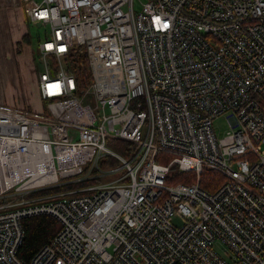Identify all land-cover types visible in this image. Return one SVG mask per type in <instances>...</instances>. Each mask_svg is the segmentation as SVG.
<instances>
[{
	"label": "built area",
	"instance_id": "obj_1",
	"mask_svg": "<svg viewBox=\"0 0 264 264\" xmlns=\"http://www.w3.org/2000/svg\"><path fill=\"white\" fill-rule=\"evenodd\" d=\"M26 1L51 26L48 106L0 103V264H264V0ZM78 46L93 90L71 67ZM158 153L178 177L228 166L240 196L167 182ZM42 213L61 228L24 260L23 219Z\"/></svg>",
	"mask_w": 264,
	"mask_h": 264
},
{
	"label": "rangeland",
	"instance_id": "obj_2",
	"mask_svg": "<svg viewBox=\"0 0 264 264\" xmlns=\"http://www.w3.org/2000/svg\"><path fill=\"white\" fill-rule=\"evenodd\" d=\"M136 7L141 9L140 0H136ZM27 31L19 38V41L23 42L18 43L16 41L13 43L12 47L5 52L0 64V102H4L2 101L3 95L4 100L7 101L4 103L10 104L11 96L14 95L13 98L17 104L12 105L27 108L36 114H43L47 111L48 103L40 94L39 72L41 64L38 61L36 49L38 44L50 35L51 26L50 24L38 25V21L27 22ZM27 37L30 41L27 40ZM28 50L31 53H28ZM86 101L94 102L93 93L88 96ZM48 114L51 115L49 110ZM214 126L218 137L225 136L231 129L227 114L215 118ZM174 222L180 225L182 219L176 216Z\"/></svg>",
	"mask_w": 264,
	"mask_h": 264
},
{
	"label": "trees",
	"instance_id": "obj_3",
	"mask_svg": "<svg viewBox=\"0 0 264 264\" xmlns=\"http://www.w3.org/2000/svg\"><path fill=\"white\" fill-rule=\"evenodd\" d=\"M70 63L71 67L77 73V79L81 87L80 90H89L92 84V73L84 46H78L73 49L70 55ZM45 101L48 103V100ZM116 144L117 146H123L119 141H117ZM159 156L162 157L163 153H159L158 157ZM161 157L159 160H161ZM182 177H178L174 180L168 178V182L183 180L184 178ZM211 179L212 181L216 180V172L213 170H206L203 183L209 190L213 188L210 185L213 183ZM23 225L25 228V235L19 248L18 255L24 260H29L61 228L59 220L54 215L47 213L25 217L23 219Z\"/></svg>",
	"mask_w": 264,
	"mask_h": 264
},
{
	"label": "bare ground",
	"instance_id": "obj_4",
	"mask_svg": "<svg viewBox=\"0 0 264 264\" xmlns=\"http://www.w3.org/2000/svg\"><path fill=\"white\" fill-rule=\"evenodd\" d=\"M158 154L156 155L154 162L157 165L163 167V171H164L165 175L167 176V182H168V178L174 179V178L178 177L179 176V165L176 162H174L173 157H168L167 153L163 154L162 157L161 156L158 157ZM160 157H161V160H159ZM222 168H223V172H221L222 174L216 172V180L212 181V179H211V181L213 182L212 184H210L213 187L211 190L207 189L203 183V177L205 176L206 170H211L208 168L204 169L200 174H198L197 172H193L190 169H185L182 171V174H181V175H183L185 180L183 179L180 181L189 182L190 180L188 178L193 177L194 181L198 185L197 188H198L200 194L204 197H207V198H212V197L217 198L218 196H220V194H224L225 192H227V190L232 189V188H233L232 190L238 196H240L241 192H240V189L238 188V186H236L235 184H233L231 181L228 180L229 167L226 165H223ZM109 179H111V178H109ZM125 179H127V178H125ZM259 185H260V193L264 196V181L259 182ZM220 190H221V193H220ZM164 214H165V216H169V214H166V213H164ZM207 221L211 222V217H208ZM242 221H243V217L241 215L237 214L234 216V223L235 224H237V225L242 224ZM222 223H223V221L221 219H218V220H215L214 222L210 223L209 226H216L219 228L222 225Z\"/></svg>",
	"mask_w": 264,
	"mask_h": 264
},
{
	"label": "crops",
	"instance_id": "obj_5",
	"mask_svg": "<svg viewBox=\"0 0 264 264\" xmlns=\"http://www.w3.org/2000/svg\"><path fill=\"white\" fill-rule=\"evenodd\" d=\"M33 6L34 3L32 1L0 0V64L3 61L5 52L12 47L13 43H15L16 41H18V43L23 42V41H19V38L24 34V32H28L27 22L29 23L34 22L29 13ZM27 40L30 41L28 37ZM38 48H39V44L36 49L37 56H38ZM27 52L31 53L30 50H28ZM38 61L40 63L39 57H38ZM13 97L11 96V101L9 104V103H4L6 100H4L2 95V101L4 102H0V103L17 107L15 105H12V104H17ZM18 108H22V107H18Z\"/></svg>",
	"mask_w": 264,
	"mask_h": 264
},
{
	"label": "water",
	"instance_id": "obj_6",
	"mask_svg": "<svg viewBox=\"0 0 264 264\" xmlns=\"http://www.w3.org/2000/svg\"><path fill=\"white\" fill-rule=\"evenodd\" d=\"M38 25H41V23H40V22H38ZM90 90H93V87H92V86H91Z\"/></svg>",
	"mask_w": 264,
	"mask_h": 264
},
{
	"label": "snow or ice",
	"instance_id": "obj_7",
	"mask_svg": "<svg viewBox=\"0 0 264 264\" xmlns=\"http://www.w3.org/2000/svg\"><path fill=\"white\" fill-rule=\"evenodd\" d=\"M167 25H165V27H166Z\"/></svg>",
	"mask_w": 264,
	"mask_h": 264
}]
</instances>
